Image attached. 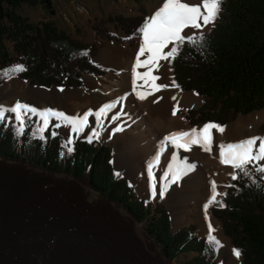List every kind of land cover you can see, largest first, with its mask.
<instances>
[{
	"label": "trees",
	"instance_id": "16d2710c",
	"mask_svg": "<svg viewBox=\"0 0 264 264\" xmlns=\"http://www.w3.org/2000/svg\"><path fill=\"white\" fill-rule=\"evenodd\" d=\"M22 2H38L49 14L54 12L52 0H0V82L16 75L40 85L75 86L81 84V73L102 71L90 59L93 44L71 37L51 20L28 21L16 11ZM221 7L214 24L191 34L195 43L172 44L178 53L168 60L172 83L202 95L196 107L186 108L188 116L199 114L217 124L264 106V0H223ZM122 19L126 18H117L126 35L138 34L144 23L143 15L129 17L128 22ZM98 33L118 38L112 32ZM5 39L12 41L14 57L7 55ZM16 65L26 70L11 71ZM23 122L21 134L20 126L0 121V157L63 172L120 206L142 222L143 232L168 264L187 252L194 253L175 264H221L214 259L215 244L209 237L195 234L187 226L171 228L162 205L151 207L125 178L114 175L108 145L73 137L67 146L56 127L47 125L41 133L27 113ZM246 167L247 174L231 167L238 178L228 179L217 202L208 209L219 218L231 247L241 251L244 264H264V172L257 171L255 163Z\"/></svg>",
	"mask_w": 264,
	"mask_h": 264
},
{
	"label": "rangeland",
	"instance_id": "374dc122",
	"mask_svg": "<svg viewBox=\"0 0 264 264\" xmlns=\"http://www.w3.org/2000/svg\"><path fill=\"white\" fill-rule=\"evenodd\" d=\"M164 2L165 0H52L54 8L53 14H49L38 2L32 4L27 2L20 3V5L16 7V11L25 16L28 21L38 23L42 20H51L58 29L65 31L71 37L82 42L93 44L94 50L90 54V58L95 64L102 67L100 68L102 71L100 73H81V84L75 86H68L64 83L40 85L30 83L26 79L18 76L16 77V75H10L0 82V88L17 79L26 81L30 87L28 92L25 93L14 95L8 93L6 95H0V105L5 108H11L17 101H19L22 104H27L36 108L38 111L52 109L63 112L68 117L77 119H81L85 113L91 111L93 114L89 115L87 125L97 124L99 128L95 130L91 129L89 136L79 134L78 132L74 134L75 131L72 130V125L64 120L57 119L56 117L49 116L48 125L54 127H56L55 125L57 124L60 125L59 127H56V133L63 138L67 146L70 144L68 143V140L70 139L71 141V138L73 137H81L84 139L91 138V140L101 141L108 145L110 147V164L114 175L116 177L125 178L128 185L139 197H143L151 203V207H154L155 204L162 205L167 211L169 223L172 228L177 226H187L190 227L195 234H203L207 237L215 235L217 239L221 241L220 237L215 232H210L209 227L205 228L204 226L205 220L202 215L201 206L203 203L205 204L208 202L210 196L207 197L205 202H198L197 208L185 211L186 222L184 221L175 224L174 215L167 198L159 194L162 188L170 191L185 175L191 176L193 171L192 169L186 170L187 165L182 164L181 166L177 165L174 167L171 165L163 168L161 162H153L151 165H153L152 175L155 177V196L142 194L128 172L120 169L116 165L115 157L118 153L117 148H121L119 153L124 150L123 146L127 142L126 136H131L133 133L129 130H137L139 128L137 127V122L139 120L144 121V123L146 122L144 119V108L140 104L137 92L134 89L129 88L126 90V88H122V92L119 93L114 100V98L110 97L107 91L100 87H93L88 84L86 79V76L88 75L103 77L110 74L113 67L109 63L98 59L99 53L109 45L120 46L126 51L127 56L133 59L135 63L138 49L143 44L142 36L139 33L136 35H126L125 30L121 28L119 23L121 21L117 20V18H126L125 20H122L128 22L127 18L129 17L143 15L145 23L146 18L151 17ZM210 25L203 27L202 29L185 30L182 34L194 35L200 31L207 30ZM98 30L101 32H112L118 38H109L104 34L98 33ZM126 37L127 39H125ZM171 45L172 44H170V46L168 45V49H164L165 53L170 50ZM4 49L7 51L8 56L14 57L16 55L11 40H4ZM146 55L147 53H145L144 56ZM144 56L140 58L143 60L145 59ZM166 65L168 80L170 83L168 84V89L173 93V97H176L174 103L178 105L180 98L189 92H193L197 97L195 102L179 106V110L176 112L182 116L183 120L181 123L204 128V126L210 123V121H205L199 114L190 118L186 111V108L196 107L199 104L198 102L201 100L200 95H197V93L191 89L181 90L178 87L172 86L171 68L168 60L166 61ZM19 86L22 87V85ZM40 86H43L41 88L45 89H83L92 103L87 104V107L85 104H78V102H76L77 100L74 98L56 101L50 100L48 97L38 98L33 94L35 92L34 88ZM135 86L139 90V85L136 84ZM121 97H124V99L121 100ZM107 104H112L113 107L103 115L97 117L96 113L99 109ZM10 113L12 112H5L3 122L19 127V122L12 117ZM26 113L31 121L34 122L35 127L38 130L41 127H44L40 115L31 112ZM229 124H234L235 128L226 139L222 138L223 143H226L227 145L235 144L252 137H264V106L252 109L246 113H238L234 118L219 125L225 127ZM87 125H85L81 131L85 130ZM117 128L122 130L117 131ZM94 133H99L98 137L94 135ZM124 133L126 135H124ZM257 143L259 144V141ZM193 156L196 159L201 158L198 153ZM145 161L146 160L144 159H139L138 164L141 167H144ZM17 162L19 161L0 157V175H8L10 173L8 170L11 169L17 173L16 175L22 176V174L25 173L29 174L25 170L27 168L30 169L29 172L31 170L33 173L43 172L61 178L62 180L60 183H57L58 187L61 189V201L66 205H71L72 213L74 214L73 216L76 217L79 212H82L81 221L87 219L99 221V223H101L100 225H102L100 228H103L102 230L106 233H108L109 230L110 235L105 236L102 232L98 230L95 231L91 228L85 229L81 224H77L76 220L72 226L68 227L66 230L64 229L63 232L61 231L62 233L58 232L59 234H52L50 230H48L49 228L46 229L41 226L24 229L9 227L8 223H10V216L9 214L6 215V213H4L2 201L5 200V195L2 194L3 189L0 187V264H3L4 261L9 262L8 257L10 255L12 261L18 260L19 253H22L23 257H25L30 264H61V256V259L64 258L65 260H69L70 263L66 261L67 264H168L164 262L162 256L155 249L151 238L146 236L143 232L141 227L142 222L132 219L120 206H115L111 201L96 191L89 189L78 180L77 182L74 177L63 172H51L36 167H30L23 162L22 164ZM257 165H264V161H260ZM177 171L181 174L180 178L173 181L172 176ZM117 173L120 175L117 176ZM230 173H232L231 166L227 175L221 178L222 185L218 190L219 194H221L223 186L231 177ZM219 174L222 173L219 171H209L208 179L214 181ZM146 175L150 180L148 170H146ZM30 180H32V178ZM56 186L57 185L52 184L51 181L41 183V187L46 191H49L54 187L56 188ZM219 196L220 195H217L216 199ZM207 214L209 217L217 220L219 227L221 228L219 218L212 215L209 209ZM211 222L212 225H214L213 219H211ZM106 223L109 225L107 226ZM221 231L222 234L228 238L230 244L229 237L223 232V230ZM14 246L15 248L13 249ZM10 247L12 251L11 254L7 256L6 248ZM18 248L21 250L16 251ZM230 250H233L231 244ZM193 253L194 252H187L182 254L178 256L177 259H173L169 264H175L177 260L192 255ZM214 259L221 264H244L241 256L239 258L234 255H231L229 258L221 257L220 247L217 248L216 245Z\"/></svg>",
	"mask_w": 264,
	"mask_h": 264
},
{
	"label": "bare ground",
	"instance_id": "6f19581e",
	"mask_svg": "<svg viewBox=\"0 0 264 264\" xmlns=\"http://www.w3.org/2000/svg\"><path fill=\"white\" fill-rule=\"evenodd\" d=\"M188 2L195 4L200 3L201 0H188ZM202 11H204L203 8ZM189 29L192 28H186L185 30ZM169 46L166 49H168ZM148 55L149 54L147 53L144 58L146 59ZM98 59L109 63L113 67L112 71L110 74L103 77L95 75L86 76L88 84L93 87L104 89L109 93L111 98H114V100L117 98V95L122 92V88H126V90L129 88L134 89V86L138 84L139 90L135 86V91L137 93H143L146 97L145 99H140L137 95L140 104L144 108V119L146 122L144 123V121L139 120L137 122V127L139 128L137 130H129L133 132L132 135L126 136L127 142L123 146L124 150L119 153L121 148H117L118 153L115 157L116 165L120 169L128 172L141 193L152 195L150 180L146 175V170L153 162H157L155 159L157 156H159L158 162L163 164V168L171 165L173 167L177 165L181 166L182 164L195 165V168L192 169L193 172L191 176L185 175L170 191L162 188L159 192L160 195L162 193V195L167 198L174 215L175 224L184 222L186 220L185 211L197 208L198 202H205L207 197L212 194V181L208 179V172L219 171L222 173L217 176L216 180H214L217 185L216 192L218 193V190L222 185L221 178L226 176L230 171V165L222 163L221 153L223 147L227 145L226 143H223L222 138L226 139L227 136L233 132L235 125L229 124L225 126L224 132H219L216 129L211 130L213 136L210 145L211 151H205L199 145H193L191 151L176 147L171 141L166 139L170 134L178 132H189L191 134L192 130L199 132L203 128L183 124L181 123L183 120L182 116L177 112L175 115L173 114L174 107L177 105L172 99L173 93L168 88L154 91L150 79L147 83L143 79H135V72H146L148 71V68H152V65L149 64L148 68L141 67L139 69H134V60L128 57L126 51L120 46L113 45H109L100 52ZM159 65V67L153 68L152 70V75L160 77L155 83L170 84L166 70V60H160ZM19 85H22V87ZM29 87L30 86L26 81L19 79L13 80L9 84L0 88V95L2 96L8 93H11V95L25 93L28 92ZM41 87L43 86L34 88V96L38 98L48 97L53 101L74 98L77 100L76 102H78V104H85L87 107V104L92 103L83 89H63V91H61V89L58 88L45 89ZM196 98L197 97L193 92L186 93L180 98L178 106L195 102ZM10 115L15 118V113H10ZM98 128L99 126L97 124H88L85 130L81 132L79 131L78 133L89 136L91 129L95 130ZM74 134H76V131ZM124 135L126 134L124 133ZM196 153H198L201 158L196 159L193 156ZM139 159L146 160L144 167H141L138 164ZM25 170L29 174L25 173L22 174V176H18L14 170L10 169L8 170L10 172L8 175H0V187L3 189L2 194L5 195V200L2 201V205L5 208H3L4 213H6V215L9 214L10 216V223H8L9 227L24 229L41 226L46 229L49 228L48 230H50L52 234H59L58 232L62 233L64 229L66 230L68 227L72 226L76 220L77 224H81L85 229L91 228L95 231L98 230L102 232L105 236L110 235L109 230L108 233H106L102 230L103 228H100L102 225H100L101 223H99V221L94 219L81 221L82 212H79L80 215L77 214L78 216L76 215V217L73 216L74 214L72 213L71 205H66L61 201V189L57 184L60 183L62 180L61 178L43 172L33 173L32 170L29 172L30 169L27 168ZM31 178L32 180H30ZM48 181L57 185L56 188L54 187L49 191L44 190L41 187V183ZM204 205L205 204L203 203L201 206L202 215L205 220L204 226L207 228L208 220L213 219V227L216 229L215 233L220 237L223 245L220 247L221 257L229 258L234 254L230 250L228 238L222 234L217 220L209 217L208 214L206 219ZM106 224L107 226L109 225L108 223ZM14 248L15 246L13 249ZM19 250L21 249L18 248L16 251ZM11 251V247L6 248L7 256L11 254ZM10 257L11 255L8 257L9 262L4 261L3 264H30L25 257H23L22 253H19L18 260L16 261H12ZM61 258V264H67L66 261L69 262V260Z\"/></svg>",
	"mask_w": 264,
	"mask_h": 264
},
{
	"label": "snow or ice",
	"instance_id": "6c2138e0",
	"mask_svg": "<svg viewBox=\"0 0 264 264\" xmlns=\"http://www.w3.org/2000/svg\"><path fill=\"white\" fill-rule=\"evenodd\" d=\"M223 0H201L200 3H189L188 0H165L163 5L151 16L146 18L144 25L137 30L142 36L143 44L138 49V54L134 63V69H139L141 67L148 68L151 64L152 68H148V71L140 73L135 72V79H143L147 83L150 79L152 81V88L154 91H160L163 88H168L167 84H156L155 81L160 79V77L152 75L153 68L159 67L160 60H169V58H174L178 53V48L176 46L171 47L168 52H164V49L168 47L169 44H175L177 42H183L184 40H189L195 43L194 36L183 35L186 28L192 29H202L210 24H214L222 11ZM202 8L204 11H202ZM200 38H203V33H200ZM127 39V37L125 38ZM145 53L149 55L146 59L141 60L140 57L144 56ZM23 65L14 66L11 71L22 72L25 71ZM7 75V73H5ZM172 86L179 87L173 81ZM135 90V86H134ZM63 91V89H61ZM151 94V93H149ZM140 99H145L143 93H137ZM198 95V94H197ZM121 100L124 97L120 98ZM173 100L176 97H172ZM113 107L112 104H107L99 109L96 113L97 117L103 115L106 111ZM179 110V106L174 107L173 114ZM5 112L15 113V119L19 122L20 127L18 129L19 133H23V114L26 112H31L33 114L40 115L43 120L44 127H41L39 131L42 133L49 123V116L56 117L66 121L68 124L73 126V131L79 132L88 123L89 115H92L91 111L85 113L81 119L68 117L63 112L55 111L52 109H46L43 111H38L36 108L29 106L27 104H22L19 101L11 108H5L0 105V121L5 118ZM59 127L60 125H55ZM212 129H216L219 132H224V127L216 123H208L204 126L202 130L196 132L192 130L189 132H178L170 134L166 139L171 141L176 147L184 148L186 151H191L193 145L201 146L205 151H211L210 145L213 140ZM117 131L122 129L117 128ZM52 135H56L55 132ZM98 137L99 133H94ZM43 139V137H41ZM259 141V144L257 143ZM91 142V138H89ZM68 143H71L69 141ZM255 149V151H254ZM69 151H72L69 148ZM63 155V153H62ZM222 163L230 165L233 169H238L241 172L247 174V165L251 163L259 164L260 161H264V137H252L246 140L240 141L235 144H229L223 147L221 153ZM157 161L159 156L155 158ZM153 165L148 166V172L150 174V186L152 195H156V185L155 177L152 175ZM195 165H187L186 170L194 169ZM259 172H264V165H260L256 169ZM117 176L120 174L117 173ZM180 172L173 174V181L180 178ZM233 179H237L238 176L236 172L230 173ZM216 182H211V195L207 203L204 205V211L207 219V211L211 204L216 203L217 195L216 192ZM162 195V193H161ZM224 206V205H221ZM208 227L210 232H215L216 229L213 227L211 220H208ZM210 241L214 243L217 248L222 247V243L215 235H210ZM233 254L235 257L239 258L241 256V251L239 249H233Z\"/></svg>",
	"mask_w": 264,
	"mask_h": 264
},
{
	"label": "water",
	"instance_id": "95a60500",
	"mask_svg": "<svg viewBox=\"0 0 264 264\" xmlns=\"http://www.w3.org/2000/svg\"><path fill=\"white\" fill-rule=\"evenodd\" d=\"M206 31V30H205ZM195 35V34H194ZM91 59V58H90ZM92 60V59H91ZM97 65V64H96ZM99 68H102L101 66H99V65H97ZM13 76H15V75H13ZM17 77V76H16ZM200 97H202V95H200ZM201 101V100H200ZM200 101L198 102V103H200ZM87 140H89L88 138H87ZM68 141H70V139L68 140ZM17 163H20V164H22V162H17ZM75 179V178H74ZM76 180V179H75ZM77 181V180H76ZM78 182V181H77ZM170 227L172 228V226H171V224H170ZM221 229V228H220ZM222 230V229H221Z\"/></svg>",
	"mask_w": 264,
	"mask_h": 264
}]
</instances>
